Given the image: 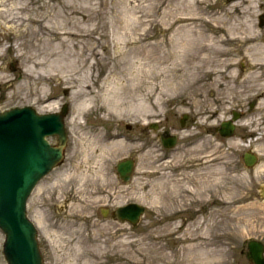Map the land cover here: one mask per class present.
Wrapping results in <instances>:
<instances>
[{"label": "rangeland", "instance_id": "1", "mask_svg": "<svg viewBox=\"0 0 264 264\" xmlns=\"http://www.w3.org/2000/svg\"><path fill=\"white\" fill-rule=\"evenodd\" d=\"M20 1L28 3L35 14L41 15L47 12L48 5H64L74 0H0V55L3 54L0 58L3 71L0 74L8 76L14 83L7 88L0 84V112L25 105L35 107V101L38 99L42 103L48 92L57 97L48 107H60L65 101L71 108L74 147L70 154L74 157L69 158L65 171L58 173L57 180L67 182L70 177L75 181L79 195L65 205L60 191L51 189L53 182L50 180L38 192L33 191L28 204L29 216L39 225V242L45 264H250L246 257L248 241L252 238L264 241V199L258 191L264 166V111L260 112L264 94L260 95L257 90L264 83V76L255 83L246 78L248 66L244 62V47L235 41L223 46L232 51L226 57L221 56L223 60L229 58L236 63L233 65L234 75L224 76L219 85L214 74L206 71L210 65L219 69L220 61L200 60L203 54L201 49L195 48L198 44L191 45V48L187 46L189 49L183 58L156 62L150 57L154 53L164 54L167 44L164 40L169 39L172 33L166 31L172 18L169 12L177 11V7L181 13L194 12V15L204 17L195 25L203 22L202 30L217 38L226 35L225 28L215 33L216 21L210 24L205 20H214L219 13H231L234 21L243 23V28L254 25L256 33H260L259 41L264 43V0H256L255 8L250 11L246 10V0H198L188 6L183 0H130V5L127 0H117V4L115 0H107L101 8L106 6L104 10L109 13L113 7L122 16L134 14L138 23H141L138 18L144 21L143 28L148 27L151 19L161 22L160 26L151 28L148 40L137 43V46L146 44L145 51L135 48L128 54L135 57L134 64L116 66L107 62V65H95L94 77L97 80L92 90L103 96V90L99 89L105 85L104 79L110 73L108 80L113 79L112 86L119 94L116 99L122 102L123 112L119 116L113 115L112 119H105L107 112L102 108L79 112L76 106L82 95L71 94L69 87L65 93V85L55 77L36 80L35 86L22 87L26 81L24 70L29 63L16 58L14 50L6 47H14L12 44L17 45L21 40L16 38L28 26L24 18L28 13L5 7ZM239 1L242 3L232 8L231 5ZM8 12L19 15L13 20L17 25L12 29H7L6 21L11 19L7 17ZM188 14L191 13L184 15ZM28 40L30 43L26 44L23 52L26 55L39 53L35 41L30 37ZM98 50L104 54L102 47ZM136 52L139 57L134 55ZM196 54L200 59L193 60L192 55ZM99 73L104 75L99 76ZM108 80L106 86L109 85ZM104 93H108V87ZM252 102L255 106L250 110ZM234 110L241 113L234 135L224 137L219 131H214L213 128H218L222 121L231 117ZM184 113L196 119L178 133L177 150L170 154L169 161L172 169L184 167L183 173L176 175L171 183L161 178L163 171H168L167 178L170 179V171L174 170L166 167L161 159L164 153L157 147L161 143L159 135L162 129H152L150 149L137 155V184L120 182L119 203L129 196L150 205L136 227L105 219L100 210L85 205L86 201L81 197L84 195L88 200L87 195L91 193L87 189L86 177L89 175L85 164L91 165L89 170L93 168L96 175L103 176L105 180L116 171V162L121 157L138 153L133 152V144L126 142L127 136L115 145L109 143V138L128 132V124L164 119L169 114V121L161 126L180 129V118ZM247 150H254L259 155L260 163L253 169L243 162V154ZM86 154L100 158H81ZM148 171L154 177L145 182L144 174ZM181 178L188 180V184L183 182L180 186ZM179 187H183L182 193L177 192ZM41 191L43 207L38 195ZM188 197H192L191 202L186 200ZM182 207H185V211L180 213L182 217L199 210L195 217L198 220L182 224L178 216L174 221H168L175 215L171 212ZM205 207L208 212L204 219L201 210ZM97 217L103 222H97ZM196 228L198 230L193 235ZM193 236L196 238L191 239ZM3 242L4 235L0 230V246ZM0 264H7L3 255L0 256Z\"/></svg>", "mask_w": 264, "mask_h": 264}, {"label": "bare ground", "instance_id": "2", "mask_svg": "<svg viewBox=\"0 0 264 264\" xmlns=\"http://www.w3.org/2000/svg\"><path fill=\"white\" fill-rule=\"evenodd\" d=\"M118 1L123 2L124 0ZM118 1L115 0L116 4ZM128 1L130 2V0H127L129 4ZM183 1L188 6L194 5L198 0ZM245 2L247 4L246 10H253L256 6V0H246ZM104 3H107V0L68 1L64 5H48L46 8L47 12L41 15L35 14L34 9L26 2H12L11 5L5 6L6 9L18 10L22 14L28 13V16L24 17L28 26L19 35V38H16L21 40L17 42V45L16 43L12 44L14 47H6L7 50H14L17 55L16 58L27 60L29 63L24 70L26 81L22 87L35 86L36 80H47L55 77L57 81L66 86H64V92L69 87L71 94L80 93L82 95L76 106L79 112H89L102 108L107 112L105 119H112L113 115L119 116L123 112L121 108L122 102L116 99L119 94L116 93L115 87L112 86L113 79L108 80L112 74L109 73L107 75L104 79L105 85L102 84L99 89V91L103 90V96L92 90L97 80L94 77L95 65H107V62L116 66L126 63L134 64L136 62L135 57L128 54L135 48L145 51L146 44H138L139 46H137V43L148 40V36L152 32L151 28L160 26L161 22L157 19H151L147 23L148 27L143 28L144 21L142 19L138 18L142 24L138 23L134 14H123L124 16H122L113 7H110V12L108 13L107 10H104L106 6L101 8ZM241 3V1L235 2L231 6L234 8ZM152 5L154 6V4ZM55 7L60 10H56ZM176 10H170L169 12L172 18L168 21L170 26L166 28V31H172V33L169 39L164 40L167 43L164 54L154 53L150 58L156 62H164V60H169L170 58H183L189 47L191 48V45L193 47L198 44L199 46L195 48L201 49L202 59L196 54L192 55L194 56L193 60L200 59L205 62V60L211 61L214 59L217 61L218 59L220 61H217L219 69L226 68V70L213 69L210 65V69L206 71L209 74H214L219 85V81L224 79V76L234 75L233 65H236V63H232L229 58H224L223 60L221 56L226 57L232 51L223 46L235 41L241 43L242 47H244V62L248 66L246 78L254 83L263 78L264 43L259 41L260 33H256L254 25H249L248 27L244 23L246 27L243 28V23H239L237 20L234 21L233 17L230 16L231 13H219L216 16L217 18L214 17V20L213 18L204 20L210 24H214V21H216L217 24H214L215 29L213 30L215 33L221 32L222 30L220 31V29L223 28H225L227 33L218 38L211 37L206 34L205 30H202L203 22L195 25L198 19L202 21L204 17L201 18L198 15H194V12H187L191 14L184 15L187 13H181L179 7ZM6 14L8 18H11L9 22L6 21L7 29H12V27L14 28L17 25L13 20L18 18L19 15L14 12ZM100 15H102L101 19ZM162 23L164 24V22ZM132 25L137 27H132ZM29 37L32 39L31 41H35V48H38L39 53L26 55L23 52L26 44L30 43ZM187 46L189 47L187 48ZM101 47L104 51L103 55L98 50ZM134 55L139 57L137 52ZM2 56L0 55V58ZM2 71L3 66L0 64V73ZM98 75L103 76L104 74L99 73ZM107 80L108 86H106ZM10 83H12V86L14 85L12 79L0 74L1 85L7 88ZM107 87L108 93L105 94L104 91ZM257 90L260 95L264 94L263 82L258 86ZM97 101H99V104H97ZM263 111L264 105L260 107V112ZM257 120L259 124L260 119L258 118ZM238 121H236V124ZM251 134H254V132ZM113 138L109 143L115 145L119 142V139H116L118 138L117 136H113ZM242 145L249 146L252 144L246 143ZM197 230L198 228L195 231L193 230V235ZM195 238L193 236L191 239ZM206 252L202 254L208 256Z\"/></svg>", "mask_w": 264, "mask_h": 264}, {"label": "water", "instance_id": "3", "mask_svg": "<svg viewBox=\"0 0 264 264\" xmlns=\"http://www.w3.org/2000/svg\"><path fill=\"white\" fill-rule=\"evenodd\" d=\"M46 118L52 122L45 124L30 106L0 113V228L5 234L3 252L8 264H44L37 228L27 215V201L37 182L61 161L66 145L62 124H56L54 114ZM234 130L231 120L221 125L224 135L231 136ZM46 134H58V145L51 146ZM174 141L175 137L165 140L168 145ZM244 160L251 167L257 156L246 152ZM118 169L127 180L132 162H120ZM120 211L121 218L132 219L136 225L143 208L132 204ZM247 257L253 264H264V244L251 240Z\"/></svg>", "mask_w": 264, "mask_h": 264}, {"label": "flooded vegetation", "instance_id": "4", "mask_svg": "<svg viewBox=\"0 0 264 264\" xmlns=\"http://www.w3.org/2000/svg\"><path fill=\"white\" fill-rule=\"evenodd\" d=\"M53 100H55V96H53L52 93L48 92L47 94H45L44 101L42 103H40L38 101V99L35 101V110L39 115H46V114H50V113H57V114L61 115L59 117V121H62L65 128H66L67 144H66V147L64 149V156H63L62 162L57 167H55L47 176L43 177L38 182V184L35 187V192H38L40 187L43 186V184L46 181L51 180L53 182L51 189H57L58 191H60V194L62 196L64 204L68 205L67 203L69 201H71L72 199H74L75 197H77L79 195L78 192L76 191V189H77L76 183H75V181L71 180L70 177L67 178V182H62L61 180H57V179H58V173L60 174V173L65 171V166H66V163L69 162V158L74 157L72 154H70L71 151L73 150V147H74V140L72 138V135H73L72 129L73 128L70 124L71 108L69 107L66 113H62L63 112L62 107H56V108L48 107L50 102H52ZM41 104H43V105L41 106ZM169 115H166L164 117V119H160L159 120L160 124L159 123L157 124L158 126L156 124H151L150 120L146 121L145 123L143 122V123H135V124H128L127 125L128 132L122 134L120 137H121V139H123V138H125V136H127L126 142L133 144V146H134L133 152H136V151L138 152V153L130 154L128 156L121 157V159H120V160H123L126 158H128V159L130 158L132 160V163H133L132 172L129 174L130 178L127 181H125L124 179L121 178L120 172L118 170V163L120 160H118L116 162V171L113 172L110 176H106L107 178L105 180L103 179V176H101V175L97 176L96 171L93 168H91V171L89 170L90 167H92L91 165H88V164L84 165V167L86 169L85 170L86 174L89 175L88 178L86 177V179H88L87 189L91 190V193L89 195H87L89 197L88 200H87L86 196H84V195L81 197V198L85 199V201H86L85 205L86 206H88V205L94 206L97 210H100L101 214L105 217V219L111 218L113 221H118V222L120 221L123 223H129L132 225L131 221H127V220L123 221L120 218V209L128 203L139 202V201L136 200L134 197L127 196V198L122 203H119V199H118L120 196L119 186L121 184L120 182H124V184H126V183L131 184L132 182L134 184H137L136 183L138 181V177L136 176V172H137V168H138V165H137L138 156L137 155H139V153H141V152H147L150 149V147H151V131H152L153 126H157L158 130L162 129L160 132V135H159L161 143H160V145H157V147L164 153V155L161 157V159H162V161H165L166 167H169V168H171V170H174V171H170V172H172V176L170 179L167 178L168 177V174H167L168 171H163V174H165V175L161 174V178H165V180L168 181V183H171V182H173V179L177 178L176 175L183 173L184 167H181V168L180 167L179 168L174 167V169H172L173 166L169 164L171 155L174 153V151L177 150V144L174 147H167L164 144L163 136L168 137V135L176 134L178 139H179L178 133H180V131L187 129V127L190 126V124H191L190 122L195 121L196 118L190 117L188 113H184L182 115V117L180 118V124H181L180 129L174 130V128L161 126V124H164L167 121H169V119H170ZM213 129H214V131H219L218 130L219 128H217V127H214ZM47 139L50 142V144H52V145L58 144V137L57 136H49ZM178 139H177V142H178ZM108 141H110V140H108ZM137 146L139 147L138 149L135 148ZM81 158H100V157L95 156V155L86 154L84 156H81ZM259 163H260V161H258L257 165ZM167 164L170 166H167ZM262 169L263 170H262L261 175H263L262 176L263 179L261 180L262 182L259 183L258 191H259V196L264 199V197L262 196V194H264V190H263V187H264V166ZM148 173H150V172L148 171L147 173L144 174L145 175V182L150 181L151 177H154ZM181 179H182V182L180 183V186L183 185V182H185V185L188 184V182H189L188 180H184L183 178H181ZM130 188H132V186ZM261 188H262V191H261ZM82 189L83 188H81V190ZM186 189L188 191H192L190 189V187L189 188L187 187ZM176 190L178 193L179 192L182 193L183 187H179ZM128 192H129V190H128ZM42 194H43V191H41L38 195H39V200L41 202L40 205H42V207H43L42 196H41ZM94 197H96V199H93ZM186 200L188 202H191L192 197L191 198L188 197ZM89 201H92V202H89ZM144 206H145V213H146L149 210L150 205L144 204ZM49 207L53 208V206H49ZM54 207H56V206L54 205ZM183 211H185V207L179 208L177 211L171 212V214L173 213L175 215L168 218V221H174L175 219H177L179 217H181V218H179V220L181 221L182 224H187L188 222H192L195 219H196L195 221L198 220L195 217L200 212L199 210H196V212L190 211L188 213V215L182 217L180 215V213H182ZM207 212H208V210L206 207L203 210H201V215H203V218H204V216H205V218L207 217ZM198 216H200V215H198ZM97 219H98L97 222H103L101 220V218L99 219L97 217Z\"/></svg>", "mask_w": 264, "mask_h": 264}]
</instances>
